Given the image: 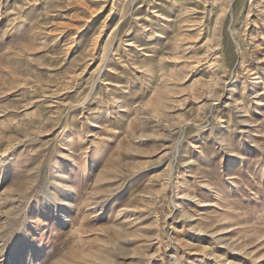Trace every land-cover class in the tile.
<instances>
[{"label": "rangeland", "instance_id": "374dc122", "mask_svg": "<svg viewBox=\"0 0 264 264\" xmlns=\"http://www.w3.org/2000/svg\"><path fill=\"white\" fill-rule=\"evenodd\" d=\"M0 264H264V0H0Z\"/></svg>", "mask_w": 264, "mask_h": 264}]
</instances>
